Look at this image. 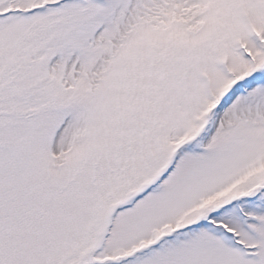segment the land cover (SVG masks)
Here are the masks:
<instances>
[{"label":"snow or ice","instance_id":"6c2138e0","mask_svg":"<svg viewBox=\"0 0 264 264\" xmlns=\"http://www.w3.org/2000/svg\"><path fill=\"white\" fill-rule=\"evenodd\" d=\"M0 264H264V0H0Z\"/></svg>","mask_w":264,"mask_h":264}]
</instances>
